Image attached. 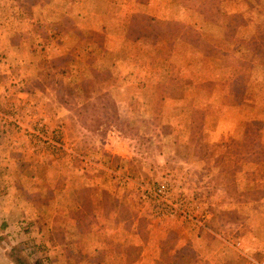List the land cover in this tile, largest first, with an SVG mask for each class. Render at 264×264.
Listing matches in <instances>:
<instances>
[{
  "label": "rangeland",
  "instance_id": "obj_1",
  "mask_svg": "<svg viewBox=\"0 0 264 264\" xmlns=\"http://www.w3.org/2000/svg\"><path fill=\"white\" fill-rule=\"evenodd\" d=\"M11 1L0 0V9L8 11L0 20L11 12L14 22L36 23L28 15L20 19L11 10L38 5L40 0ZM229 2L44 0L39 32L24 33L26 39L34 40H18L12 52L35 59V63H26L27 69L54 71L57 65L61 70L58 78L48 75L43 85L73 90L72 95L63 93L59 98L58 94V98L60 112L76 123L67 127L69 139L79 141L83 136L78 152L86 155L84 162L90 171V185L82 191L91 203L85 207L91 212L89 228L98 227L93 224L95 218L98 223L111 218L105 226L122 238L115 243V237L107 236L83 247L84 239L67 241L62 236L56 238V244L76 246L73 253H61L52 249L55 244L50 234L40 236V230L31 226L33 222L23 218L13 224L1 222L0 247L12 264H17L18 257L29 264H152L154 260L156 264H214L209 231L203 232L209 244L203 248L196 237L199 229H190L182 250L174 249L180 244V232L159 240H151L143 232L146 226L137 220L149 211L155 218L169 216L152 211L155 203L144 192L159 183L172 198L186 200L188 216L174 213L185 223L200 220L210 229L226 231L232 228L228 219L248 216L250 257L221 239L214 250L226 249L227 255L242 257L243 264H264L263 252H253L257 247L264 250V51L243 43L264 36V0H236V10ZM141 14L183 23L199 39L193 42L196 44L180 39L178 25H173L156 43L146 45L139 39L142 26L134 21ZM232 33L230 41L227 38ZM66 72L74 73V81L65 78ZM234 75L248 76L250 86L244 99L250 109L232 111L223 89L218 88L219 82ZM115 88L121 95V111L110 92ZM84 99L89 100L79 106ZM254 121L262 122L259 138L263 143L259 149L251 141V147L244 150L246 129L256 136ZM242 150L248 156L259 150L260 159L248 164L241 159ZM79 159L77 166L82 164ZM107 196L114 197L111 204L104 202ZM242 200L246 205L239 204ZM112 212L118 213V221L114 222ZM211 214L219 219L214 226L209 223ZM229 241L239 242L235 238ZM96 242L100 248H95ZM148 242L154 245L152 249ZM146 249L152 250L149 256L143 255Z\"/></svg>",
  "mask_w": 264,
  "mask_h": 264
},
{
  "label": "crops",
  "instance_id": "obj_2",
  "mask_svg": "<svg viewBox=\"0 0 264 264\" xmlns=\"http://www.w3.org/2000/svg\"><path fill=\"white\" fill-rule=\"evenodd\" d=\"M43 2L44 0H40L38 5L29 3L32 6L26 9L14 10L13 8L11 10L20 19L23 20L25 19L23 17L28 15L36 23L14 22L9 17L11 12L0 20V223L2 222L3 225L6 222L13 224L20 218L26 219L33 222L31 224L33 228L40 230L37 232L40 233V236L47 232L48 235L50 234V239L55 244L52 247L53 250L56 249L61 253H73L76 243L74 245L67 243L63 247L56 244V238L64 236L67 241L71 238L84 239L87 244L85 242L83 247H88L97 241L96 239L101 240L107 236L115 237L116 243L121 240L122 234H117L116 231L113 234L108 231L105 221L107 222L111 218L105 221L100 220V223H98L99 219L95 218L93 224H98V227H95L96 229L89 228L90 221L87 217L91 212L85 207H89L91 203L89 196H83L82 191L85 185H90V171L84 162V159H87L86 155L78 152V145L80 140H83V136L79 141L75 138L69 139L67 127L76 123H73V118L65 117L66 115L60 112L62 104L59 98L63 97V93L66 96L72 95L73 90L65 89L63 91L56 84L43 85L48 75L56 74L57 79L61 70H58L57 65L54 67V71H45L40 67L34 70L27 69L26 63H35V59L30 55L12 52V46H15L18 40L23 42L32 39H26L24 33L31 31L34 35L36 31L39 32L37 28L40 27L38 24L42 22ZM7 13V9H0V15ZM64 15H68V13ZM81 17L83 18V15ZM41 32L43 36V30H40ZM21 36L23 38L19 39ZM15 37L18 39L13 42ZM73 74L66 72L65 78L68 81H74L75 75ZM249 86L250 82L247 91ZM85 92L88 93V91ZM110 92L113 93L112 98L121 111L119 88ZM58 94H60L59 98ZM88 100L84 99L78 105L85 106ZM246 103L247 106L244 109H250L247 99ZM89 106L86 105V107ZM11 111H18V114L14 112L15 116L12 117L9 114ZM189 138L184 142H187ZM262 143L263 141H261V145ZM78 159L82 162L80 166L76 165ZM247 163L250 164V162ZM79 178L80 181H75ZM107 198L108 200H104V202L108 201L111 204L114 200V197L111 196H107ZM239 204L244 206L246 202L242 200ZM153 208L152 211H156V204H153ZM202 208V206L198 208V211H201ZM112 213L115 215L114 222L118 221V213ZM151 213L149 211L137 220L138 224L142 223L143 226H146L142 230L151 240L166 238L171 232L173 234L180 232L178 236V239H181L180 244L176 245L174 249L182 250L188 242V231L196 227L199 229L196 237L200 239L201 247L209 246L208 241H204L203 232L209 231L212 236V241H210L212 244L209 247L215 254L214 264H243L242 257H236V254L227 255L226 249L225 252L221 248L214 250L216 242L220 239L227 241L228 245L239 254L250 257L251 247H248L250 240H247V237L251 234L249 230L251 219L245 214H240L239 218L235 220L228 219V226H232V228L222 231L215 228L210 229L200 220H196L193 224L185 223L177 214L155 218ZM208 217L210 218L209 223L213 226L218 223L217 215L211 214ZM181 224L184 225V229L181 228ZM85 226H88L89 229L84 228ZM257 234H252V236L255 237ZM232 238L239 241L237 242L239 247L236 246V242V244H232L229 241ZM151 243L149 248L154 246ZM141 244L138 242V245ZM94 246L100 248V242H96ZM148 249L144 252V256H149L152 252ZM255 251L264 254L263 247H257L253 252ZM4 255H6L4 249L0 247V264H12L9 256ZM139 263L142 264L139 261L135 262V264ZM151 263L156 264V261H151Z\"/></svg>",
  "mask_w": 264,
  "mask_h": 264
},
{
  "label": "trees",
  "instance_id": "obj_3",
  "mask_svg": "<svg viewBox=\"0 0 264 264\" xmlns=\"http://www.w3.org/2000/svg\"><path fill=\"white\" fill-rule=\"evenodd\" d=\"M235 3H236V0H230L228 4L231 6L230 8L234 7L233 9L236 10V6L234 5ZM219 4H221V0H219ZM234 14H235L233 15L234 17H232L233 19H235V16L237 17L238 13L236 12ZM134 21L136 23L141 24L142 27L140 29L139 39L142 40V42H144L146 45H151V44L156 43L159 38L166 35V33L168 32L167 29L171 28V26L173 25H178V28L176 29V31L178 32L177 36L180 39L190 40L192 44H196L193 42L199 39V37H196V38L193 37V36H196L197 34L194 30H191L185 24L180 23V22H176V23L170 22L167 20H161L156 17L147 16L143 14L137 17H134ZM164 26H167V28L163 29ZM231 36L233 37L234 34L232 33V35L228 36L227 39L230 41H232ZM257 38L258 37H255V36L250 37L248 41L246 42L243 41V43H246L244 45L247 48L250 47V48H253L254 50L264 51V36L259 37L258 39ZM237 45H239V43L238 44L235 43V46ZM248 83H249V79H248V76L246 75H234V76L229 77L227 80H223L218 83V88L223 89L224 91L223 95L225 98V102L226 104H228L230 108L239 111L247 106L244 96L248 88ZM253 124L255 125L254 131H255L256 136L252 137L250 128L246 130L244 150L251 147V143H250L251 141H255L252 147L258 146V148L260 149L259 146H261V138L259 137L261 135L260 129L262 126V122L254 121L252 122V126ZM244 150L241 152L242 160L246 159L247 162H250V161L255 162L259 159V154H258L259 150L257 151V154L256 152H254L250 154L249 156L247 154L244 155L243 153ZM16 263L17 264H29L27 263L26 260L19 258V257L16 258Z\"/></svg>",
  "mask_w": 264,
  "mask_h": 264
},
{
  "label": "built area",
  "instance_id": "obj_4",
  "mask_svg": "<svg viewBox=\"0 0 264 264\" xmlns=\"http://www.w3.org/2000/svg\"><path fill=\"white\" fill-rule=\"evenodd\" d=\"M145 194L156 204V213L161 216L178 213L188 216V205L186 200L181 197L174 199L169 195L167 187L163 184H154L144 189Z\"/></svg>",
  "mask_w": 264,
  "mask_h": 264
}]
</instances>
